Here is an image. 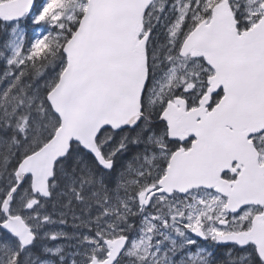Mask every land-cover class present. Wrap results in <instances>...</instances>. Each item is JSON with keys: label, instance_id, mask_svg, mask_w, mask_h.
<instances>
[{"label": "snow or ice", "instance_id": "snow-or-ice-1", "mask_svg": "<svg viewBox=\"0 0 264 264\" xmlns=\"http://www.w3.org/2000/svg\"><path fill=\"white\" fill-rule=\"evenodd\" d=\"M0 264H264V0H0Z\"/></svg>", "mask_w": 264, "mask_h": 264}]
</instances>
